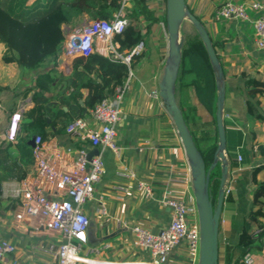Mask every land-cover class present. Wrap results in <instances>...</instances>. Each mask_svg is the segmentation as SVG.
Here are the masks:
<instances>
[{"label": "crops", "instance_id": "crops-1", "mask_svg": "<svg viewBox=\"0 0 264 264\" xmlns=\"http://www.w3.org/2000/svg\"><path fill=\"white\" fill-rule=\"evenodd\" d=\"M252 1H258L264 6V0H236L239 3ZM185 2L197 15L199 10L202 11L200 0H185ZM146 3L149 9L158 15V20L152 28L149 40L146 41L145 53L137 59L131 70L130 90L126 92L121 103L122 120L117 127V144L122 149L121 154L116 156L109 148H99L105 173L96 186L93 198L84 205V210L90 219L88 244L80 252L77 264H158L146 250L134 249L130 245L131 229L138 224L153 233H160L168 226L169 209L161 206L159 199L169 175L182 174L187 169L184 149L166 112L164 101L150 97L153 90L159 89L167 59V31L164 21L166 0H146ZM211 4L213 5V2ZM211 4H208L206 10L200 12L199 16L207 22L214 41L219 45V63L223 73L239 75L246 72L250 76L259 77L264 82V50H259L255 46L252 23L215 22L210 19L214 11H209ZM254 16L255 14L252 13V17ZM100 19L107 17L102 16ZM93 20L95 19L89 14L83 13L74 17L66 26L71 29L82 28ZM161 23H164V26H161ZM115 44L119 47L118 43ZM119 51L123 54L127 53L120 48ZM4 52L5 47L0 43V150L9 154V158L3 154L0 159H6L8 167L0 171L2 181L0 241H10L14 245L15 252L9 256L10 259H18L24 264L32 262L53 264L51 257L42 252L41 247H46L52 241L57 242L56 239L44 229L35 228L33 223L14 222L13 213L10 211L9 194L22 181L36 175L34 156L32 166L28 165L26 158L22 157L21 150L25 147L34 149L31 140L40 136L29 129L32 121L29 113L35 105L33 97L39 91L37 80L46 74L61 75L64 78L48 85L49 88L43 93L44 98L48 100L43 106L46 121L43 130L49 134L56 133L57 127L54 126L56 111L67 110L62 103L63 95L67 96L71 91L68 88L67 78L71 75L74 66L82 64L84 59L79 56L63 57L60 54L57 60H46L37 70L25 71L19 69L15 63L5 64L2 61ZM95 53L107 58L109 56L101 41L96 42ZM231 94L228 100L226 97L224 103V108L230 109L229 118L226 120L232 125L231 127L242 132L243 141L236 150L237 167L228 168L226 175L225 187L232 189L234 203L231 205L223 203L219 233L221 242L219 264H223L226 259L230 263L241 264L243 258L240 256L241 250L237 249L229 254L225 252L227 245L236 246L243 223L244 209L239 201L240 194L232 185H238L244 175L254 169H260L258 178L264 183V90L263 95L253 99L245 92L236 96ZM187 96L190 105L201 110L194 91L189 90ZM20 106L24 108L17 136L11 141L7 133L12 116L18 112ZM43 142L46 154L50 158L55 153L64 152L66 159L64 168L68 169L76 159L77 149L81 145L88 154L95 148L89 142L79 144L66 133V129ZM238 156H241V162L238 161ZM53 161L57 162L55 159ZM126 171H132L135 174L134 179L119 176L121 172ZM7 172H10V175L4 178ZM140 180L147 181L153 186L156 199L143 201L134 194L135 184ZM175 187L177 190L180 189L178 185ZM254 190L255 186L250 187V193L244 194V197L251 200ZM259 205L264 213V196L259 200ZM256 210L257 208H254L253 212L255 213ZM258 220L264 225L263 217H259ZM256 234L253 247L247 253L254 258L255 264H264V234L260 230H257ZM87 248H96L99 252L87 254L85 252ZM178 259L177 256L172 255L168 264H178L176 262Z\"/></svg>", "mask_w": 264, "mask_h": 264}, {"label": "built area", "instance_id": "built-area-1", "mask_svg": "<svg viewBox=\"0 0 264 264\" xmlns=\"http://www.w3.org/2000/svg\"><path fill=\"white\" fill-rule=\"evenodd\" d=\"M120 10L112 18L91 21L82 28L71 29L63 26L64 42L61 55L63 57L79 56L83 59L95 53L97 41L104 43L112 61L122 62L130 67L131 57L140 55L144 43L136 45L129 53L123 54L113 42L116 35L123 34L135 19L127 17L135 7L134 0H119ZM166 15V9L164 10ZM252 13L255 14L252 17ZM214 20L251 22L254 28L255 46L264 50V6L258 1L239 3L230 0L214 11ZM164 26V23H161ZM167 37V32H166ZM129 77L123 84L115 87L113 98L102 99L89 115L74 119L66 127V133L79 144L89 142L98 149H111L120 156L121 148L117 144V127L122 120L121 103L130 90ZM154 100H160L159 89L150 93ZM23 106L12 116L8 139L14 141L21 120ZM33 156L36 175L22 181L9 194L10 211L14 222L19 224L33 223L52 234L57 242H50L41 251L49 255L53 264H77L79 255L88 244V228L90 219L84 205L90 201L100 183L105 165L102 157L88 159V152L81 145L77 149V157L64 168V152L48 157L44 142L40 136L34 140ZM68 150L67 153H69ZM57 160L54 162L53 160ZM241 162V156H238ZM120 177L134 179L132 171L121 172ZM192 173L187 162L185 173L170 174L163 188L159 204L169 209V224L160 233H153L141 225L131 229L130 245L134 249H143L158 264H168L172 255L179 259L178 264H198L200 254V227L196 206ZM179 186V190L176 189ZM232 189L225 187V196ZM134 194L143 201L154 200V188L147 181H137ZM222 223V220H221ZM107 247V246H105ZM15 247L10 241H0V262L2 264H24L18 259H10ZM87 254L99 252L96 248H87ZM241 264H255L250 254H245ZM30 264H36L34 262Z\"/></svg>", "mask_w": 264, "mask_h": 264}, {"label": "trees", "instance_id": "trees-1", "mask_svg": "<svg viewBox=\"0 0 264 264\" xmlns=\"http://www.w3.org/2000/svg\"><path fill=\"white\" fill-rule=\"evenodd\" d=\"M135 2L136 7L131 9L130 14H127V17L135 19L134 24L132 23L123 34L116 35L113 42L118 43V48L126 50L127 53L143 42V52L138 56L131 57L130 67L97 53L85 58L82 64H76L71 75L67 78L68 88L71 91L67 96L63 95L62 103L67 107V110L59 109L56 111V119L54 120V126L57 127L56 133L49 134L43 130L46 126L43 106L48 103L43 93L49 88L48 85H52L57 80L64 78L61 75L52 76L46 74L40 76L37 80L39 91L33 97L35 105L29 113L32 119L29 129L33 133L39 134L43 141H48L55 134L64 132L74 119L87 117L89 112L102 99L113 98L115 87L123 84L129 77V72L133 70L137 59L145 53L146 41L149 40L152 28L158 20V15L149 9L146 0H135ZM120 6L119 0H0V43L5 47L2 61L5 64L15 63L21 70H37L46 60L58 59L64 42L63 26L70 24L74 17L87 13L95 20L100 19L102 16L110 19L113 14L120 10ZM207 6L208 4L204 8H207ZM186 7L206 28L212 47L219 60V45L214 41L207 22L203 21L187 5ZM210 19L214 21V11ZM164 21L166 24V16ZM140 22L145 24L143 29L138 26ZM181 55V63L175 83V97L176 100L180 97L177 100L178 106L208 170L214 162L219 145L216 122L217 77L198 33L193 38L183 37ZM223 77L226 82V92L235 95L245 92L252 99L263 95L264 82L257 76H250L246 72H242L239 75L223 73ZM189 90L194 91L198 107L209 115H213L214 133L212 135L208 134V132L203 134L206 128L211 130L212 127H209L208 123H200V117L197 114L198 108L191 106L188 101ZM231 126L229 122L223 120L226 155L230 169L237 167L235 163L236 150L242 145L243 141L242 132ZM197 133L203 135L198 136ZM5 153L7 152L0 150V159L3 154L9 158V154ZM21 153L22 157L26 158V163L32 166L33 149L25 147V149L21 150ZM6 161V159L0 160V171L8 168ZM259 170L254 169L250 173L245 174L242 181L234 186L240 194L239 201L244 209L243 223L241 233L236 240V246L227 245L225 247L226 254L238 249L241 250L240 256L243 257L253 247L254 237L257 235L256 231L260 230L264 234V225L258 220L259 217L264 218V213L259 205V200L264 196V183L260 182L258 178ZM221 172L220 162H217L210 172L209 191L214 206L217 202ZM7 173L4 178L9 177L10 172ZM1 182L0 180V186ZM252 186H255V190L252 192V199L248 200L244 197V194L250 193L249 188ZM225 202L230 205L234 203L231 193L224 198ZM1 206L2 200L0 197V208ZM254 208H257L255 213L253 212ZM223 264H238V262L230 263L226 259Z\"/></svg>", "mask_w": 264, "mask_h": 264}, {"label": "water", "instance_id": "water-1", "mask_svg": "<svg viewBox=\"0 0 264 264\" xmlns=\"http://www.w3.org/2000/svg\"><path fill=\"white\" fill-rule=\"evenodd\" d=\"M166 31H167V59L161 81L159 83L160 97L165 103L166 112L170 116L176 133L181 141L184 153L192 173L193 191L198 210L200 227V254L198 264H219V229L225 198V182L228 172L226 155V139L223 127L222 108L225 100V80L223 70L212 47L206 28L192 15L186 7L185 0H166ZM188 19L203 42L211 65L216 73L218 96L216 122L219 136V145L212 166L207 170L205 162L197 149L193 137L185 122L184 116L175 97V83L181 63L183 38H179L180 27ZM34 147V139L31 140ZM99 149L95 147L88 159L97 156ZM220 162L222 167L217 202L213 200L209 191L210 172Z\"/></svg>", "mask_w": 264, "mask_h": 264}, {"label": "rangeland", "instance_id": "rangeland-1", "mask_svg": "<svg viewBox=\"0 0 264 264\" xmlns=\"http://www.w3.org/2000/svg\"><path fill=\"white\" fill-rule=\"evenodd\" d=\"M228 1H230V0H200V2H199L200 5H201L200 9L202 11L206 10V8H204V7H206V4H211V2H213V5L211 4V7H209V11L210 10H214L215 11L219 6L223 5L224 3L228 2ZM190 6H191V4H190ZM202 11L199 10L198 14L200 15V12H202ZM138 26L143 29L145 27V24L142 23V22H140L138 24ZM196 34H197V32L194 29L193 25L186 18L184 20V22L181 24L179 38L180 39L183 38V37H185V38H193V37L196 36ZM166 40H167V37H166ZM225 94L226 95H225L224 103H226V97H227V100H228L229 97L232 95L231 93H225ZM228 115H230V109L227 108V107L224 108V105H223V108H222V118H223V120L227 121L226 119L229 118ZM198 117H200V120H199L200 123H208L209 124V127H212L211 130H208L209 128H206L204 130V133L203 134H205L206 132H208V134L212 135L214 133V131H213V129H214L213 128V126H214V124H213L214 123V117H213V115H209V114H207V112H205L203 109H201V110H198ZM203 134L197 133L198 136H201ZM232 186L234 187L235 185L233 184Z\"/></svg>", "mask_w": 264, "mask_h": 264}]
</instances>
